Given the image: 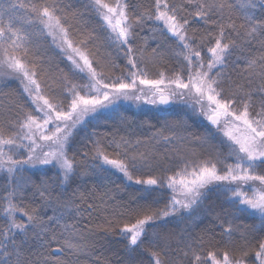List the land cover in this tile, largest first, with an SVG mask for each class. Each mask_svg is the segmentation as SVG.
Listing matches in <instances>:
<instances>
[{
    "label": "snow or ice",
    "instance_id": "6c2138e0",
    "mask_svg": "<svg viewBox=\"0 0 264 264\" xmlns=\"http://www.w3.org/2000/svg\"><path fill=\"white\" fill-rule=\"evenodd\" d=\"M85 9L123 54L120 75L79 27L84 13L62 0H0V78L20 85L0 113V264H113L95 251L99 234L124 242L122 264H264V0H88ZM145 27L160 41L150 51ZM41 38L70 74L50 76L34 50ZM121 100L158 110L140 122L147 132L134 141L85 132L91 148H75L74 133L101 119L129 127ZM192 116L206 134L190 131ZM113 170L144 203H111L110 188L77 183ZM213 193L227 206L211 227L169 228L194 223Z\"/></svg>",
    "mask_w": 264,
    "mask_h": 264
},
{
    "label": "trees",
    "instance_id": "16d2710c",
    "mask_svg": "<svg viewBox=\"0 0 264 264\" xmlns=\"http://www.w3.org/2000/svg\"><path fill=\"white\" fill-rule=\"evenodd\" d=\"M16 2V0H12ZM26 2V0H25ZM88 0H62V3L66 6L68 11H78L84 13L83 23L79 26L85 33H93L94 39L90 41V44L93 46V50L97 51L99 56L110 59L116 64H119L120 68L113 69L115 75H120L122 68L125 65L126 61L123 58V54L117 50L110 42L106 39V32L104 28L97 23L95 15L88 13L85 9V5ZM152 0H132V3H141L149 4ZM74 38L79 39L77 33H73ZM158 35V34H157ZM141 37L147 38L148 50L150 51L153 47L159 43V39H153V33L150 31L149 27H145L142 32H140ZM38 52L41 57L45 68L48 70L50 76H58L63 70L64 73H69L70 65L64 56L59 53V51L51 44L49 38L45 40L41 38V43L37 48L34 49ZM176 57H170L167 67L172 68L176 67ZM20 86L15 82H3L0 84V113L4 111V106L9 104V94L19 98ZM139 104V107L137 106ZM158 110L151 105L144 104L141 102H132L122 100L119 102V112L121 115L126 116L131 121V124L126 129L120 121L114 117L109 119H101L98 122H94L92 125H89L86 130H77L74 133L73 146L75 148H83L87 151L91 148V143L85 142V132L91 135L92 132L96 133L95 138H107L111 139L112 135L115 134L117 137L120 135H127L131 140H135L136 134H139L141 131L147 132V129H140L139 125L142 120L150 119L154 113ZM202 118H197L192 116L189 120L190 131L194 132L196 135L206 134V125L207 122L204 121L201 123ZM152 123H157L155 119L151 120ZM162 123V121H161ZM215 133V129H212ZM141 139L146 140L147 136H141ZM221 139L218 133H215V139L213 140L214 144H218ZM139 150H145L144 146H137ZM160 147V146H157ZM225 150V149H220ZM95 182L98 185L103 187L110 188L113 194L116 197L115 201L111 203L122 204L127 206L131 204L135 206L136 200H140L141 203H144V200L141 199V193L138 191L139 186L134 184H128L125 181L121 174L116 173L114 170L107 173L98 174L95 177L84 178V180L77 181V183L85 184L86 187L90 188L92 183ZM0 183H3V178L0 177ZM165 197L164 199H166ZM152 198H149L151 201ZM222 205L226 207L224 198L217 193L210 194L209 197L205 200L204 204L197 209L195 214V222H184L179 224H170L169 228L173 229L175 234L179 236L181 230L188 228L194 231V233H200L206 228L211 227L210 221L212 220V215L216 212L222 211ZM160 207L163 206L161 202ZM245 223H251V221H244ZM97 240V255L110 257L113 264H122V261L127 258V253L124 251V242L119 237L108 236L104 237L103 234H99L97 237H94Z\"/></svg>",
    "mask_w": 264,
    "mask_h": 264
},
{
    "label": "rangeland",
    "instance_id": "374dc122",
    "mask_svg": "<svg viewBox=\"0 0 264 264\" xmlns=\"http://www.w3.org/2000/svg\"><path fill=\"white\" fill-rule=\"evenodd\" d=\"M49 40H50V38H49ZM51 41V40H50ZM54 46V45H53ZM55 47V46H54ZM58 50V49H57ZM59 51V50H58ZM63 55V54H62ZM68 63H69V65H70V62L69 61H67ZM3 82H15V83H17L18 85H19V82L18 81H16V80H14V79H8V78H0V84H2ZM20 86V85H19ZM123 101V100H122ZM123 102H126V101H123ZM219 135H220V137L222 138V134H220V133H218Z\"/></svg>",
    "mask_w": 264,
    "mask_h": 264
}]
</instances>
